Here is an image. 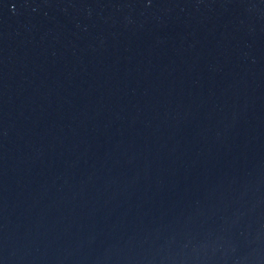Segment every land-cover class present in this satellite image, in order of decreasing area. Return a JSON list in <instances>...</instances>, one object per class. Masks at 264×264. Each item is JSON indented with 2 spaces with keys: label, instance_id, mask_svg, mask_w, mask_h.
<instances>
[{
  "label": "water",
  "instance_id": "obj_1",
  "mask_svg": "<svg viewBox=\"0 0 264 264\" xmlns=\"http://www.w3.org/2000/svg\"><path fill=\"white\" fill-rule=\"evenodd\" d=\"M0 264H264V0H0Z\"/></svg>",
  "mask_w": 264,
  "mask_h": 264
}]
</instances>
